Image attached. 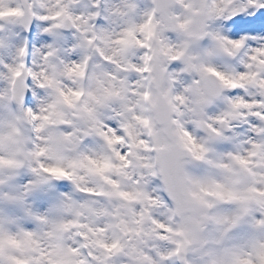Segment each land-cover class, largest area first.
<instances>
[{"label": "clouds", "instance_id": "clouds-1", "mask_svg": "<svg viewBox=\"0 0 264 264\" xmlns=\"http://www.w3.org/2000/svg\"><path fill=\"white\" fill-rule=\"evenodd\" d=\"M176 160L240 197L226 245L264 264V0H0V231L20 240L0 264H46V248L54 264L158 260L149 217L168 209L146 196L167 199L151 173ZM68 221L82 226L47 235Z\"/></svg>", "mask_w": 264, "mask_h": 264}, {"label": "snow or ice", "instance_id": "snow-or-ice-1", "mask_svg": "<svg viewBox=\"0 0 264 264\" xmlns=\"http://www.w3.org/2000/svg\"><path fill=\"white\" fill-rule=\"evenodd\" d=\"M147 27V26H145ZM242 40L234 42V47H240ZM137 71H144V69H137ZM211 71V69H209ZM19 75V73H15ZM146 95V94H145ZM143 123L147 124L145 120ZM127 127V126H125ZM187 135V133H185ZM121 137L116 136L119 141ZM109 143H112L109 140ZM144 144V141H140ZM249 157H254L255 153H248ZM194 158L197 161L204 159L202 152L195 153ZM120 159H125L121 154ZM233 159L237 160L241 165H248L249 160L243 156H235ZM212 164V161H208ZM217 167L228 168L227 164L217 165ZM53 172H60L59 169H52ZM157 177L163 185V191L166 193L167 199H154L147 197L152 204H161L168 209L167 222L156 217H149L150 223L153 226L152 231L156 234V238L161 242L160 247L156 251L158 260L145 256L148 264H188L186 259L187 250L194 245H199V251L202 253L205 264H244L245 253L247 248L240 250L235 247L226 245L227 238L233 231L240 227L244 215L248 209L240 203V206L232 209L229 205L240 201V197L236 196L233 191H222L226 189L227 184L219 183L215 180L207 179H193L185 169L183 162L176 160L171 168L161 163L159 171L151 173ZM188 180L189 183L196 185L200 193L205 194L204 198H197L196 192H191L190 195L194 199V203H189L180 195L179 185L182 181ZM228 183H232L230 177H226ZM123 195V193H122ZM147 209L141 213L144 216ZM78 215V213H77ZM38 222H46V218L41 215L34 216ZM3 221H0L2 224ZM257 224L264 225V219L257 220ZM78 225L76 221H68L59 225L53 226V231L47 233L52 236L57 228H69ZM211 228L210 236H206ZM25 238L32 239L34 234L30 231L23 232ZM85 240L87 236L80 234ZM6 241L14 248H20V240L16 236L9 235L0 231V242ZM107 247L106 245H102ZM83 247H87L84 244ZM112 247H116L115 244ZM3 248H0V256L3 255ZM70 253H74L76 249L69 248ZM52 251L50 248L43 249L39 256L47 258L46 264H54L51 259ZM8 259L14 261V264H30V261L21 259L19 256H9Z\"/></svg>", "mask_w": 264, "mask_h": 264}]
</instances>
